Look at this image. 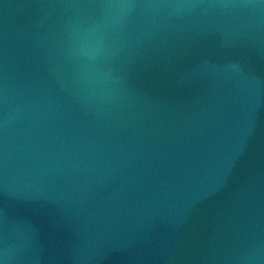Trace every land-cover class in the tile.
<instances>
[{
    "label": "water",
    "instance_id": "1",
    "mask_svg": "<svg viewBox=\"0 0 264 264\" xmlns=\"http://www.w3.org/2000/svg\"><path fill=\"white\" fill-rule=\"evenodd\" d=\"M0 264H264V144L150 0H0Z\"/></svg>",
    "mask_w": 264,
    "mask_h": 264
}]
</instances>
